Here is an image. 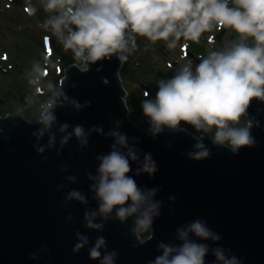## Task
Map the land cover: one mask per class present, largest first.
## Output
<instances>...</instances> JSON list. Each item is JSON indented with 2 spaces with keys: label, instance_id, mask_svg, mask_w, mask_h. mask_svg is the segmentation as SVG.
Returning a JSON list of instances; mask_svg holds the SVG:
<instances>
[{
  "label": "clouds",
  "instance_id": "9594fccd",
  "mask_svg": "<svg viewBox=\"0 0 264 264\" xmlns=\"http://www.w3.org/2000/svg\"><path fill=\"white\" fill-rule=\"evenodd\" d=\"M27 9L33 16L43 10L46 18L38 26L55 37L64 52H71L73 66L81 73L113 57L122 67L138 50V37L149 45L163 41L169 50H174L178 45L186 49L189 41L200 43L205 33L225 29L234 32L236 38L219 49L209 36V49L206 55L198 57L199 63L185 58L170 78L158 81L154 96L149 91L143 93L140 108L153 137L165 129L186 131L185 125L196 130L198 135L193 136L196 142L187 153L190 160L211 158V149L204 143L206 136L214 146L227 148L233 155L255 146L252 129L260 125L250 116L249 109L254 100L264 103V0H37L36 4L27 0ZM101 68L102 63L96 70ZM48 75L47 64H33L28 82H35L36 95L43 91L39 87L41 77ZM56 86L61 89L57 95H63V86L59 82ZM63 99L68 100V97L63 96ZM69 102L77 110L91 104L90 101L83 105L76 100ZM56 103L50 99L42 105L36 122L42 127L32 133L37 140V153L43 154L56 146V132L52 131L56 123ZM123 103L127 109L124 97ZM127 112L130 113L128 109ZM243 117H247L244 123ZM116 123L118 126L121 121ZM69 127L65 123L58 129L61 149L73 136L81 145L88 143V133L82 125H76L70 132ZM92 131L104 134L99 127ZM45 133H48V141L41 145ZM107 135L114 139L111 150L96 157L99 162L96 174L88 173L93 181L92 199L97 202V209L84 213L85 227L103 231V222L110 218L121 223L132 218L130 232L142 244L144 233L151 231L154 236L153 225L161 215L162 202L155 199L157 188H142L135 176L154 177L158 165L150 153L144 154L141 160L136 148L129 145L128 137L120 131L111 130ZM133 162L138 164L134 175ZM67 179L75 182L74 176ZM169 199L175 201L176 197ZM72 200L88 203L87 197L74 189L68 192L65 203ZM68 219L73 217L69 215ZM75 235L77 242L72 250L78 253L90 245V239L79 231ZM208 240L216 242L220 236L206 222L194 219L176 229L175 241L179 243L159 242L160 254L148 264H206L210 246L203 241ZM211 251L216 264H241L230 254L231 249L216 247ZM88 254L99 264H116L118 255L115 250L108 251L104 236L96 237ZM31 258L38 257L33 254Z\"/></svg>",
  "mask_w": 264,
  "mask_h": 264
},
{
  "label": "water",
  "instance_id": "95a60500",
  "mask_svg": "<svg viewBox=\"0 0 264 264\" xmlns=\"http://www.w3.org/2000/svg\"><path fill=\"white\" fill-rule=\"evenodd\" d=\"M187 57L199 63L191 52ZM123 66L113 57L91 65L87 73H81L73 63L64 69L60 80L63 95H57L52 129L57 142L43 154L36 152L37 140L32 135L42 125L21 113L0 115V264H99L88 254L98 236L105 237L108 251L117 252L116 264H148L160 254L159 242L179 243L175 241L176 229L194 219L206 222L220 236L216 242L203 241L210 246L206 264H216L211 251L216 247L231 249L230 254L241 264H264V103L254 100L249 109L260 125L252 129L254 147L233 155L227 148L214 146L206 136L204 143L211 149V158L190 160L187 153L196 142L192 132L165 129L153 137L130 119ZM70 100L91 104L77 110ZM116 121L121 123L117 126ZM65 123L69 132L82 125L88 143L81 145L73 136L61 149L58 129ZM94 127L102 128L104 134L92 131ZM111 130L125 134L141 160L150 153L158 165L154 177L135 176L142 188H157L155 199L162 202L161 215L153 225L154 236L150 231L147 239L141 237L142 244L130 232L132 218L126 223L110 218L103 222V231L85 227L84 213L97 209L88 173L95 175L96 157L111 150L114 139L107 135ZM47 141L45 133L41 145ZM131 166L134 175L138 164ZM69 176L75 177L74 183ZM73 189L83 193L88 203H65ZM77 231L89 237L90 245L75 253ZM33 254L38 258L32 259Z\"/></svg>",
  "mask_w": 264,
  "mask_h": 264
},
{
  "label": "rangeland",
  "instance_id": "374dc122",
  "mask_svg": "<svg viewBox=\"0 0 264 264\" xmlns=\"http://www.w3.org/2000/svg\"><path fill=\"white\" fill-rule=\"evenodd\" d=\"M32 3L36 4L37 0H32ZM45 18L46 14L42 9L36 15H30L27 0H0V113H3L2 116L22 113L26 118L28 117L27 119L37 121L42 105L50 99L57 100L59 87L56 84L60 83L66 65L73 59L70 51L64 52L55 37L38 26ZM219 33L222 34L221 40H218ZM209 36L214 38L215 47L219 49L228 41L235 39L236 34L227 29L205 33L200 43L189 41L186 49L178 45L174 50H169L163 41L149 45L144 38H137L138 50L125 63V72L128 76L127 78L124 76L123 79L128 91L130 119L134 123L150 133L148 121L142 115L140 108L143 93L149 91L154 96L158 81L162 78H170L174 74L177 66L185 62L183 54L188 50L193 54L199 51V57L206 55L209 49L207 41ZM34 63L41 66L48 65L49 75L46 78L41 77L39 82V87L43 88L40 95H36L38 89L35 82L31 84L28 82ZM146 86L150 88L147 89ZM244 122L246 117L242 118V123ZM184 127L196 132L192 126ZM149 235L150 232L144 233L141 237L145 240Z\"/></svg>",
  "mask_w": 264,
  "mask_h": 264
},
{
  "label": "trees",
  "instance_id": "16d2710c",
  "mask_svg": "<svg viewBox=\"0 0 264 264\" xmlns=\"http://www.w3.org/2000/svg\"><path fill=\"white\" fill-rule=\"evenodd\" d=\"M235 38H236V36H235ZM66 56L67 55H65V57L64 58H66ZM71 61V60H70ZM71 63H74L73 61H71ZM71 63H69V64H71ZM68 64V65H69ZM68 65H66V67L68 66ZM130 69V68H129ZM5 72V71H4ZM8 72V71H7ZM5 74V73H4ZM122 76H123V79H125L124 78V76L127 78V72H125V65H124V67H123V69H122ZM0 115H3V113H0ZM7 115V114H6ZM32 115V114H31ZM28 118V117H27ZM29 120H30V118H29ZM191 132H193L194 134H196V135H198L194 130H191V129H189Z\"/></svg>",
  "mask_w": 264,
  "mask_h": 264
},
{
  "label": "flooded vegetation",
  "instance_id": "af4514ba",
  "mask_svg": "<svg viewBox=\"0 0 264 264\" xmlns=\"http://www.w3.org/2000/svg\"><path fill=\"white\" fill-rule=\"evenodd\" d=\"M220 40H221V39H220ZM198 50H199V49H198ZM198 52H199V51H198ZM198 52H197L196 54L194 53L197 57H199V53H198ZM184 57H185V56H184ZM185 58H186V57H185ZM141 86H143V85L141 84ZM146 87H147V89L150 88V86H146ZM146 123H147V122H146Z\"/></svg>",
  "mask_w": 264,
  "mask_h": 264
}]
</instances>
